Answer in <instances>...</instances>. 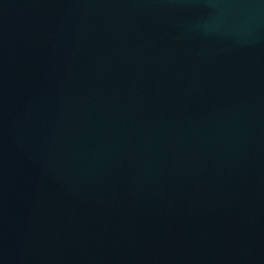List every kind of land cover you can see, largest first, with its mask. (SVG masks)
I'll use <instances>...</instances> for the list:
<instances>
[{"label":"water","instance_id":"95a60500","mask_svg":"<svg viewBox=\"0 0 264 264\" xmlns=\"http://www.w3.org/2000/svg\"><path fill=\"white\" fill-rule=\"evenodd\" d=\"M0 264H264V0H0Z\"/></svg>","mask_w":264,"mask_h":264}]
</instances>
